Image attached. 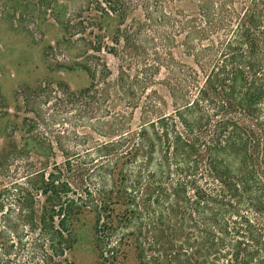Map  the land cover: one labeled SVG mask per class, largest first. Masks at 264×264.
<instances>
[{"label":"trees","instance_id":"16d2710c","mask_svg":"<svg viewBox=\"0 0 264 264\" xmlns=\"http://www.w3.org/2000/svg\"><path fill=\"white\" fill-rule=\"evenodd\" d=\"M92 1L98 33L77 38L81 59L65 64L91 82L66 93L82 105L123 100L125 109L110 114L108 140L83 154L59 148L69 166L93 150L113 156L112 182L98 174L96 199L61 170L43 173L40 217L33 198L18 202L17 226L38 230L43 264H73L66 253L86 210L101 264H123L128 250L136 264H264V0ZM85 25L63 23L67 33ZM103 51L119 61L106 87L97 78L111 75ZM129 108L140 109L137 130Z\"/></svg>","mask_w":264,"mask_h":264},{"label":"rangeland","instance_id":"374dc122","mask_svg":"<svg viewBox=\"0 0 264 264\" xmlns=\"http://www.w3.org/2000/svg\"><path fill=\"white\" fill-rule=\"evenodd\" d=\"M94 8L92 0H0V264H43L38 230L17 226L22 213L18 202L26 206L33 198L35 217H40L45 196L36 189L43 173L61 170V177L73 189L84 195L89 188L96 199L101 198L98 174L106 173L107 181L112 182L107 160L113 156L102 157L93 150L91 156L72 159L69 166L60 149L70 155L83 154L108 140L104 132L110 114L125 109L123 100L102 98L98 104L82 105L72 102L66 93L78 92L91 82L87 71L65 64L81 59L77 38L90 39L98 33L92 19ZM141 14L138 9L133 16ZM79 20L86 23L81 33L77 27L71 33L65 31L63 23ZM110 23L111 27L115 24ZM101 55L111 75L98 73L97 78L106 87L107 80L118 78L119 61L107 52ZM153 88L164 94L160 85ZM128 112L130 126L137 130L140 109L129 108ZM34 138L51 143L55 153ZM96 164L101 166L93 171ZM94 225L95 213L90 210L74 222L76 243L66 253L73 264H101L94 247ZM136 263L134 251L128 250L123 264ZM156 264L174 261L164 258Z\"/></svg>","mask_w":264,"mask_h":264}]
</instances>
